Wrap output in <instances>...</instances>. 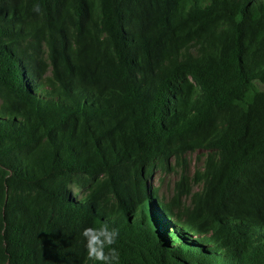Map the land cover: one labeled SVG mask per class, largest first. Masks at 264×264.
I'll use <instances>...</instances> for the list:
<instances>
[{"label":"trees","instance_id":"obj_1","mask_svg":"<svg viewBox=\"0 0 264 264\" xmlns=\"http://www.w3.org/2000/svg\"><path fill=\"white\" fill-rule=\"evenodd\" d=\"M102 225L116 264H264V0H0V264H98Z\"/></svg>","mask_w":264,"mask_h":264},{"label":"clouds","instance_id":"obj_2","mask_svg":"<svg viewBox=\"0 0 264 264\" xmlns=\"http://www.w3.org/2000/svg\"><path fill=\"white\" fill-rule=\"evenodd\" d=\"M38 11V8L36 9ZM85 238V248L89 260L98 264H116L119 259L118 251L111 247L116 243L119 232L109 230L107 225L101 227H85L81 233ZM105 248H109L106 253Z\"/></svg>","mask_w":264,"mask_h":264},{"label":"rangeland","instance_id":"obj_3","mask_svg":"<svg viewBox=\"0 0 264 264\" xmlns=\"http://www.w3.org/2000/svg\"><path fill=\"white\" fill-rule=\"evenodd\" d=\"M204 159L205 154L204 152H196L189 154L187 156V162L189 164V168L187 170V174L191 182H193V175L197 169H202L204 167ZM181 174V170L178 169L177 172L173 173H160L159 171L156 172L155 178L152 182H150L151 185L158 186L162 192V194L165 195V197H170L174 191V185L176 181L179 179ZM202 187L201 184H194L193 188L195 190H199Z\"/></svg>","mask_w":264,"mask_h":264}]
</instances>
